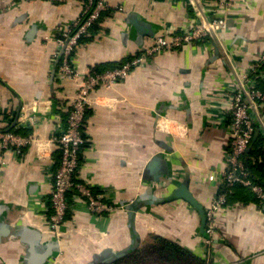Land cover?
I'll list each match as a JSON object with an SVG mask.
<instances>
[{
	"label": "crops",
	"instance_id": "1",
	"mask_svg": "<svg viewBox=\"0 0 264 264\" xmlns=\"http://www.w3.org/2000/svg\"><path fill=\"white\" fill-rule=\"evenodd\" d=\"M106 2L109 10L77 47L80 80L139 57L162 34L191 31L206 19L229 23L216 39L148 57L113 87L93 90L78 181L110 189L122 208L97 216L73 202L57 237L45 214L61 156L53 137L79 80L59 81L54 58L86 0H0V125L37 138L21 156L0 149V264H101L97 256L122 252L135 237L138 248L168 238L208 264H264V205L249 189L229 196L210 253L198 210L171 198L187 180L207 210L223 191L232 140L225 95L264 54V0H236L230 11L215 0ZM30 117L36 125L29 127ZM253 176L264 186L263 170Z\"/></svg>",
	"mask_w": 264,
	"mask_h": 264
},
{
	"label": "built area",
	"instance_id": "2",
	"mask_svg": "<svg viewBox=\"0 0 264 264\" xmlns=\"http://www.w3.org/2000/svg\"><path fill=\"white\" fill-rule=\"evenodd\" d=\"M66 1V0H51ZM236 0H215L219 7L230 11ZM109 10L106 0H86L82 18L73 23L69 30L63 31L58 38L59 50L54 58L59 61L57 78L79 80L77 98L72 102L71 111L66 123L58 122L53 140L59 145L61 156L59 166L51 172L53 188L50 197L45 201L46 223L48 228L61 237V227L68 218L71 203L84 205L97 216L112 215L120 207L110 189H96L86 181H78L81 167V154L88 138L85 132V116L94 89L101 85L113 87L116 82L124 80L136 67L142 65L146 58L159 55L169 50L182 49L192 44L216 39L228 28V18L206 19L191 31L185 33L162 34L155 42L144 49L142 55L123 65L103 72H91L81 80L75 66V54L83 39L92 36V30ZM120 11L123 8L119 9ZM264 54L251 70L238 78L225 97L231 112L229 130L232 135L230 148L226 154L228 169L223 172L219 185L222 192H217L211 205L206 210L208 237L204 238L207 251L217 233V216L224 211L232 189L239 185L251 191L257 202L264 205V186L255 181L249 172L245 157L252 147L256 132L264 139V89L258 80L264 82ZM29 127L36 125L35 118L30 117ZM37 141L35 135H22L12 130L1 128L0 149L12 151L17 156L24 154L25 149ZM208 253V254H209Z\"/></svg>",
	"mask_w": 264,
	"mask_h": 264
},
{
	"label": "trees",
	"instance_id": "3",
	"mask_svg": "<svg viewBox=\"0 0 264 264\" xmlns=\"http://www.w3.org/2000/svg\"><path fill=\"white\" fill-rule=\"evenodd\" d=\"M85 40L83 39L82 41ZM99 71L103 72V69H99ZM255 138L250 153L245 157L247 168L254 180V170L264 171V145L260 139ZM260 158H262V163ZM238 188L241 187L239 185L235 186L229 196ZM113 264H208V262L168 238L156 237L153 243L131 251Z\"/></svg>",
	"mask_w": 264,
	"mask_h": 264
},
{
	"label": "water",
	"instance_id": "4",
	"mask_svg": "<svg viewBox=\"0 0 264 264\" xmlns=\"http://www.w3.org/2000/svg\"><path fill=\"white\" fill-rule=\"evenodd\" d=\"M258 134V133H257ZM251 148L248 150L247 154L250 153ZM172 199H180L184 200L188 204H190L192 207L196 208L200 214L201 218V227L200 231L204 235V237H208L207 231H206V226H207V215H206V209L197 202L196 198L192 194V192L189 189V183L188 181H184L172 194L171 196ZM138 204L133 203L131 206H129L130 210V219L132 222H134L135 219V212L137 210ZM135 235V234H134ZM138 243L139 239L138 237H135L133 240L132 246L129 248L125 249L122 252H118L116 254H112V251L108 250L105 251L102 255L97 256L96 260L98 262H101V264H111L121 258H123L129 251H133L138 248ZM111 253V254H110Z\"/></svg>",
	"mask_w": 264,
	"mask_h": 264
}]
</instances>
